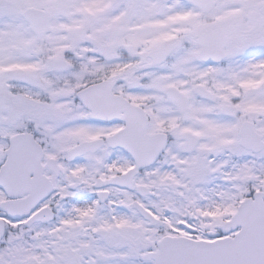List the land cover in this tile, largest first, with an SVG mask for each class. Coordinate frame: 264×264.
<instances>
[{
    "label": "snow or ice",
    "instance_id": "obj_1",
    "mask_svg": "<svg viewBox=\"0 0 264 264\" xmlns=\"http://www.w3.org/2000/svg\"><path fill=\"white\" fill-rule=\"evenodd\" d=\"M0 264H264V0H0Z\"/></svg>",
    "mask_w": 264,
    "mask_h": 264
}]
</instances>
